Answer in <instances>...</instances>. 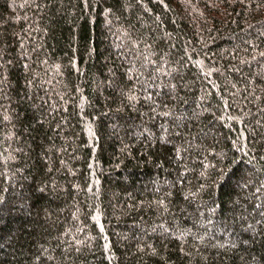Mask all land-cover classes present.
<instances>
[{
	"label": "trees",
	"instance_id": "1",
	"mask_svg": "<svg viewBox=\"0 0 264 264\" xmlns=\"http://www.w3.org/2000/svg\"><path fill=\"white\" fill-rule=\"evenodd\" d=\"M0 264H264V0H0Z\"/></svg>",
	"mask_w": 264,
	"mask_h": 264
}]
</instances>
